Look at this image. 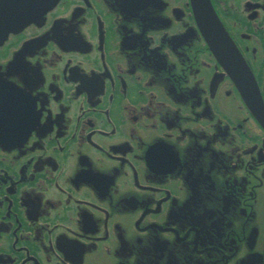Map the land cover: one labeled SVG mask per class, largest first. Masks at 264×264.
<instances>
[{"label": "flooded vegetation", "instance_id": "flooded-vegetation-1", "mask_svg": "<svg viewBox=\"0 0 264 264\" xmlns=\"http://www.w3.org/2000/svg\"><path fill=\"white\" fill-rule=\"evenodd\" d=\"M206 1L0 0V264H264V0Z\"/></svg>", "mask_w": 264, "mask_h": 264}, {"label": "water", "instance_id": "water-1", "mask_svg": "<svg viewBox=\"0 0 264 264\" xmlns=\"http://www.w3.org/2000/svg\"><path fill=\"white\" fill-rule=\"evenodd\" d=\"M194 2H195V5H196V13H198L200 11L198 13V15H200V19L199 20L203 24L206 23L209 27H211V28H209V34H211V41H212V43H214V45L215 44L216 45L220 44L221 43V34L220 33H217V32L214 33V28H213L214 27V24L216 23V20L214 19L213 16L211 18L210 15H209V13L207 12V10H205L206 8H208V11H209V7L206 4L207 2L205 3V0H194ZM228 51H225L224 53L225 54H229ZM232 57H233V62H236V60H234V56H232ZM241 69H243V68H241ZM249 106H252V103H249ZM255 107L261 113L262 110H261V108H259L257 102L255 103Z\"/></svg>", "mask_w": 264, "mask_h": 264}]
</instances>
